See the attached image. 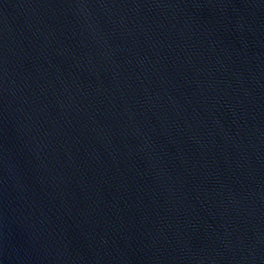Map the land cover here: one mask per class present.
Here are the masks:
<instances>
[{
  "label": "water",
  "instance_id": "water-1",
  "mask_svg": "<svg viewBox=\"0 0 264 264\" xmlns=\"http://www.w3.org/2000/svg\"><path fill=\"white\" fill-rule=\"evenodd\" d=\"M0 264H264V0H0Z\"/></svg>",
  "mask_w": 264,
  "mask_h": 264
}]
</instances>
